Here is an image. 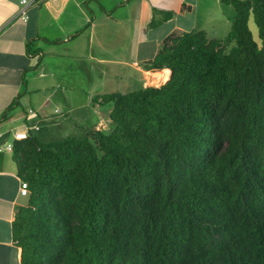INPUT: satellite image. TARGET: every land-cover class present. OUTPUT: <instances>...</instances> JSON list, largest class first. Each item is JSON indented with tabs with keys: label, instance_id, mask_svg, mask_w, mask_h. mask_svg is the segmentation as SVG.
<instances>
[{
	"label": "trees",
	"instance_id": "obj_1",
	"mask_svg": "<svg viewBox=\"0 0 264 264\" xmlns=\"http://www.w3.org/2000/svg\"><path fill=\"white\" fill-rule=\"evenodd\" d=\"M220 1L225 36L170 33L144 61L165 82L92 96L108 129L14 140L20 264H264V0Z\"/></svg>",
	"mask_w": 264,
	"mask_h": 264
},
{
	"label": "crops",
	"instance_id": "obj_2",
	"mask_svg": "<svg viewBox=\"0 0 264 264\" xmlns=\"http://www.w3.org/2000/svg\"><path fill=\"white\" fill-rule=\"evenodd\" d=\"M200 2L205 4L204 13L194 14ZM21 6L20 0H0V116H6L0 119V144L14 142V131L25 130L39 140L36 133L49 138L54 132L64 139L78 132L82 137L90 127L103 129L104 118L110 123L109 105L104 111L98 105V116L92 121L83 111L81 116L76 113L82 107L88 110L92 97L89 81L100 77L98 72L91 73V64L82 58L102 60L91 52L94 42L100 45L102 35L111 33L118 39L119 32L135 29L142 33L145 44L154 32L150 22L157 9L154 16L161 22L156 27L167 30L161 37L150 38L149 50H154L170 33L194 29L215 34L218 21H232L234 16L232 8L220 0H43L25 8V19L13 18ZM167 11L171 16L164 20ZM150 56L145 53L134 61ZM163 71L168 78L167 68L148 72L165 82ZM75 98L82 102L78 107ZM10 104L13 106L7 110ZM84 122L91 126L82 129ZM66 127L75 134L65 135ZM19 180L12 152L0 151V264H20L21 248L15 244L11 225L16 207L25 206L28 195L19 193Z\"/></svg>",
	"mask_w": 264,
	"mask_h": 264
},
{
	"label": "rangeland",
	"instance_id": "obj_3",
	"mask_svg": "<svg viewBox=\"0 0 264 264\" xmlns=\"http://www.w3.org/2000/svg\"><path fill=\"white\" fill-rule=\"evenodd\" d=\"M225 6L230 7V5H225ZM204 7L205 4L200 2L194 14H196L199 11V15H200V12H203ZM230 8L233 7L231 6ZM198 18L199 17L197 16V21ZM216 26L219 29L215 32V34L209 33L208 36L221 38L225 36L226 33L229 31L231 26V21L221 20L217 22ZM249 27L251 29L253 37L256 40H258L257 28L252 18L249 20ZM125 28L130 29L128 27ZM152 30H154V32L149 34V40L145 44H144L145 40H143L142 38V33H137L135 29L133 31L127 30L125 32H121V33L119 32L118 34H116L118 36V39L116 38L115 34L112 35L111 33L109 34L106 33L103 36L101 29L97 31L99 34L102 35V41L99 42L100 45L94 42L92 45L91 52L95 57L102 60L89 59L88 61V59L86 60L85 56L84 58L81 57L82 59H84V61L91 64L90 67L91 73L98 72V75L100 76L99 80L97 81L95 78L89 81V84L92 87L90 91V94H92V96L111 93V92H126L141 88L143 86H146V84L158 86L164 82L161 81L160 79H156L155 77H153L152 73L148 72V71L154 72L155 70L145 69L144 60H140V62L138 60L137 62L134 61V59L137 58V56L142 57L145 55V53H147L148 55H152L149 57L151 59L156 53L160 44L154 50H149L152 47V43L151 45L149 43V41L151 40L150 38L161 37L165 33L167 28H164L163 26L156 27L154 25ZM99 34H97L96 36H98ZM110 37H112L114 41ZM149 58H145V59H149ZM82 83L84 85L85 82ZM85 87L86 86H84V88ZM75 99H76L75 106L78 107V105H80L82 102L80 98H75ZM91 99L92 97L89 96L88 110L82 107V109L77 110L76 113L81 116L83 111V114L87 116V120L92 121V119H95L98 116L97 114L98 104L92 106L93 102ZM99 106H100L99 108L104 111L107 105L104 106L99 105ZM92 111L95 113H93ZM103 124H104L103 129H107L109 124L112 125L111 123H108L107 118H104ZM80 126L82 129H85L86 127H90L91 124L84 122L83 125L81 124ZM76 128L74 127L75 130ZM68 129L69 128L66 127L65 135L75 134L74 132H71L70 129L69 130ZM36 134L39 136L42 142H46V141L50 142V140L61 139L63 135L60 134L59 136H56L55 133L53 132V135L49 134L50 137L45 138L40 133L39 134L36 133ZM81 135L82 132H78L77 134H75V137H80Z\"/></svg>",
	"mask_w": 264,
	"mask_h": 264
},
{
	"label": "built area",
	"instance_id": "obj_4",
	"mask_svg": "<svg viewBox=\"0 0 264 264\" xmlns=\"http://www.w3.org/2000/svg\"><path fill=\"white\" fill-rule=\"evenodd\" d=\"M43 0H20V3L22 4V6L20 8L17 9V11L15 12L13 18H21V19H25L26 15H25V8L28 5L31 4H37L39 2H41ZM28 135V133L23 130V131H14L13 132V139L17 140V139H23L26 138ZM13 147V143L10 142H4L0 144V151L2 150H7V151H11ZM19 193L21 195H27L28 194V187H27V183L24 180H19Z\"/></svg>",
	"mask_w": 264,
	"mask_h": 264
},
{
	"label": "bare ground",
	"instance_id": "obj_5",
	"mask_svg": "<svg viewBox=\"0 0 264 264\" xmlns=\"http://www.w3.org/2000/svg\"><path fill=\"white\" fill-rule=\"evenodd\" d=\"M165 72V75L163 76V80H166V78H167V72L166 71H163V73ZM156 75L160 78L161 77V73H156ZM13 143V142H12Z\"/></svg>",
	"mask_w": 264,
	"mask_h": 264
},
{
	"label": "clouds",
	"instance_id": "obj_6",
	"mask_svg": "<svg viewBox=\"0 0 264 264\" xmlns=\"http://www.w3.org/2000/svg\"><path fill=\"white\" fill-rule=\"evenodd\" d=\"M167 79H168V78H167ZM167 79H166V80H167ZM27 133H28V132H27ZM28 134H29V133H28Z\"/></svg>",
	"mask_w": 264,
	"mask_h": 264
}]
</instances>
